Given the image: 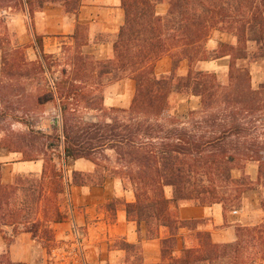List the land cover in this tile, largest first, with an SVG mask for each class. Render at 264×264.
<instances>
[{
  "label": "trees",
  "instance_id": "16d2710c",
  "mask_svg": "<svg viewBox=\"0 0 264 264\" xmlns=\"http://www.w3.org/2000/svg\"><path fill=\"white\" fill-rule=\"evenodd\" d=\"M121 1L125 23L113 42V55L106 60L83 53L89 39L86 35L80 41L79 24L71 36L74 47L58 77L53 70L59 62L45 54L41 36H35L37 61L26 62L18 50L2 55L4 77L38 85L27 96L28 111L57 103L61 134L56 139L63 157L55 158L51 152L55 146L47 142L51 136L45 133L41 135L46 141L37 148L28 138L33 129L20 135L7 131L0 146L21 153L23 161L44 159L41 180L49 173L62 181V165L71 159H86L102 169L101 184L108 178L120 180L135 194V201L125 204L128 218L139 228L145 224L151 236L161 228L169 232L160 243L159 264H260L264 261V221L238 226L234 243L216 244L210 232L196 231L204 220H181L178 211L184 205L215 204L227 211L264 180L262 156L245 150L246 132L255 141L254 125L246 116L264 109V84L253 89L249 69L237 65L249 58L253 45L257 47L255 60L264 61V0H167L169 9L164 16L157 13V6L166 0ZM5 2L27 8L30 15L46 4L58 3L75 15L81 7V0H0V24ZM214 30L233 35L236 45L222 43L218 50H208ZM164 57L171 59L172 72L159 76L156 65ZM223 57H230L227 87L215 74L196 67ZM183 61L188 63V73L176 77ZM125 79L136 83L130 107H104L106 86ZM3 91L0 86V118L8 112L6 101L12 96ZM174 94L198 98L199 110L180 120L170 104ZM84 111L99 115L88 120ZM106 152L112 154L102 164L98 156ZM252 161L259 163L256 183L248 175L232 176L234 169ZM36 183L18 176L13 184H4L0 163V231L11 229L14 238L22 233L38 238L41 230L51 242L53 231L46 223H62L67 218L59 208L48 206L49 194L43 186L36 192ZM167 188L172 189V197L166 195ZM261 204L264 209V199ZM39 210L44 212L42 219ZM182 229L195 232L192 247L183 241L180 245Z\"/></svg>",
  "mask_w": 264,
  "mask_h": 264
},
{
  "label": "rangeland",
  "instance_id": "374dc122",
  "mask_svg": "<svg viewBox=\"0 0 264 264\" xmlns=\"http://www.w3.org/2000/svg\"><path fill=\"white\" fill-rule=\"evenodd\" d=\"M6 3L7 2H5L4 4ZM162 4L167 5L169 9L167 0ZM45 13L48 14V17L47 15L46 17H43V14ZM1 14L2 22L0 24V83L2 84L0 86L3 87V92L6 91L8 93H12V96L9 99V103L6 101L7 106H9L8 112L2 115L0 118V140L5 136V133L7 131L9 133L20 135L24 133L30 134V130L33 129V132L29 135L28 138L37 148H39V145L42 142L46 141V138L41 135V132L45 133L51 136V138L47 137V142L50 144H54L55 146L51 151L52 154L55 155V158H57L56 156L63 157L61 142L57 141L56 139L57 135L61 134V117L57 103L50 102L35 109V111H28L29 106H31V102L27 96L29 92L35 91L38 85L36 83L26 82V80L24 79L19 80L17 77L13 79L4 77L2 75V55H10L13 54L14 51L16 52L18 50L21 53L22 58L26 62L37 61L39 59V56L38 50L35 47V36H41L43 38V48L45 54H47L48 56H53V60H57L59 62V65L56 66L53 70L55 74L54 77H58L63 66L66 65L67 58L71 54L70 48L74 47V41L70 35H59L54 32L60 30L59 20L61 14H68L69 16L73 17L75 16V13H66L63 7L60 4L56 3L46 4L43 8L37 9L36 12L30 15L27 8L14 7L12 4L8 3L5 7H3ZM79 27V39L80 41H82L85 39V36L88 35V25L79 24ZM43 30L44 33H42ZM220 33H224L230 36L229 38H232L233 41H223ZM44 37H50V39H44ZM99 39L110 40L107 35L100 36ZM115 40H111L112 47ZM222 43L236 45L237 40L233 35L229 33L214 30L207 42V48L210 51L218 50ZM256 52L257 47L253 45L250 48L249 58L247 60H240L237 62L238 67H247L249 69L251 74V85L253 89H259L260 86L264 84V61L255 60L254 53ZM48 60L50 61L52 59ZM214 61L216 60L206 61L205 63L202 62L196 65V67L203 71L215 74L218 82L222 86L227 87L230 83V57L217 59L218 62L215 63L216 67L207 64ZM181 68L182 67L180 66L179 69H177V71L175 72L176 77L187 75L182 74ZM112 85L114 84L106 86V88L104 89V97L108 96V91L110 90V87ZM119 90L121 92L131 91L130 87L125 86H122ZM170 104L173 107L174 115L177 116V118H179L180 120H185L188 117L190 111L199 110L200 103L199 99L196 97H187L182 94H174L170 99ZM104 107H106L107 109L112 108L105 103ZM129 107L130 106L116 108L128 109ZM83 115L88 120H96L99 114L96 111H84ZM246 120L247 122H252L250 123V125H254L252 131L255 136V141L251 140L250 136L248 135L249 132H246L245 150L248 148L253 150L254 152L260 153L262 159L264 160V109L258 111V113L253 116H246ZM248 126L249 125L246 124V127ZM0 148L2 147L0 146ZM111 154V152H106V154H104L103 156H98V158L100 159V163L105 164L104 157L108 155L110 156ZM32 162H34L35 164H39V167L42 166V171L38 173H23L19 176L33 179L34 181L38 182L34 187V190L36 192L39 191L42 186L44 187L45 192L50 196V202L47 203L48 206H50L52 210L57 207L63 212V214H65L67 219L62 223H66L69 221L71 222L73 219L72 211L74 209V205L70 201L69 197L71 187L82 184L102 185L101 181H103V170L98 168L96 165L95 172L93 174H84L74 170V160H68L66 164L63 163L62 165L64 178L62 179V181H60L59 179L53 178L49 173H47L43 177L44 180H41L45 161L44 159H40L38 161ZM243 165L245 167L242 169H234L232 172V176L235 179H239L242 178L243 175H248L256 183L258 181L259 163L252 161L245 162ZM62 188H64L63 192H61ZM247 194L250 195L245 199V201L243 199L239 205L228 207L227 211L222 206L224 209V215L227 220L226 224L229 221L228 219L231 218L229 216L234 214V211H239V217H241L244 221L254 223V225L250 226L259 225L264 221V209L262 208L261 204L262 200L264 199V180H262L261 184L256 183L254 190L248 192ZM166 195L168 197H172L171 188L166 189ZM115 203L116 201H110L108 204H106V206L111 210L112 208H115ZM38 216L41 219L44 218V212H42V210H39ZM62 223H46L47 227L51 228L53 231L54 240L51 242L49 241V237L45 236L41 232V230L39 231L38 238H34L32 234L29 233L31 239L34 241V245L31 250V256L34 257V260L28 264H105L101 262L102 257L104 258L103 254L100 255V262L97 263L93 261L95 260L93 258L94 254H90L87 251L88 238L90 233V228H88V226H79L74 224L73 237L58 239L56 238L55 234V226L57 225L58 229H63L64 225H60ZM0 232L3 233L4 237V245L0 246V264H6V262L8 261H13L11 257L10 247L15 241L16 237H13L11 229H4V231ZM147 233L148 237L150 238L156 237L154 233L151 236L148 230ZM193 233L195 232L191 231V234L189 236L191 240ZM112 246L126 250L129 256L128 261L130 263H139L142 260V258L139 256L141 250L140 246L130 245L122 239L116 240ZM132 257H134V259H132Z\"/></svg>",
  "mask_w": 264,
  "mask_h": 264
},
{
  "label": "crops",
  "instance_id": "0c3cea01",
  "mask_svg": "<svg viewBox=\"0 0 264 264\" xmlns=\"http://www.w3.org/2000/svg\"><path fill=\"white\" fill-rule=\"evenodd\" d=\"M168 12V6L158 5L157 13L164 16ZM48 17V14H43ZM125 23V11L122 8L121 0H82V6L78 15L73 17L68 14H61L59 20L60 30L54 32L59 35L72 36L78 24L88 25L89 43L82 47L84 54L92 55L98 60H106L113 54L111 40H115ZM44 33V30L42 31ZM107 35L110 40H100V36ZM223 41L232 42L230 36L220 33ZM50 37H44V39ZM214 62L207 63L216 67ZM205 63V62H203ZM182 74L188 72V63L183 61L180 65ZM172 72V61L164 57L156 65V73L159 76L169 75ZM130 87V92H121L122 87ZM136 91V83L131 79L122 80L110 87L108 96L104 103L110 107H128L131 105ZM0 163L2 164V182L13 184L16 178L23 173H38L42 166L32 161H23L22 154L13 153L0 148ZM74 170L84 174H93L95 164L86 159L74 161ZM250 194H247L244 201ZM70 201L73 203L72 221L62 223L63 229L55 226L56 238L73 237L74 224L88 226L90 228L87 251L94 254L93 261L100 262V255L103 254L101 262L105 264H159L161 262V240L169 235L165 228H161L159 234L154 238L148 237L146 226L142 224L139 228L136 221L128 218L125 204L135 201V194L132 189H126L118 179H107L102 185L82 184L71 187L69 193ZM116 201L115 208L111 210L106 204ZM262 211V210H260ZM179 218L184 221L204 220L205 223L196 231H207L211 233L212 241L216 244L234 243L237 240V227L250 226L254 223L244 221L239 217L240 213L230 215L226 224L224 209L221 204L210 207L184 205L179 211ZM236 216V217H235ZM191 231L182 229L180 232L181 242L192 247L194 244L190 239ZM124 240L130 245L141 247L139 256L142 260L139 263L128 261V252L124 249L113 247L116 240ZM34 241L29 233H22L15 238L10 247L11 257L14 262L31 263L34 257L31 256ZM4 245L3 233L0 232V246ZM134 259V257H132ZM260 264H264V261Z\"/></svg>",
  "mask_w": 264,
  "mask_h": 264
},
{
  "label": "built area",
  "instance_id": "2783aa9c",
  "mask_svg": "<svg viewBox=\"0 0 264 264\" xmlns=\"http://www.w3.org/2000/svg\"><path fill=\"white\" fill-rule=\"evenodd\" d=\"M234 214H238V211H234Z\"/></svg>",
  "mask_w": 264,
  "mask_h": 264
}]
</instances>
